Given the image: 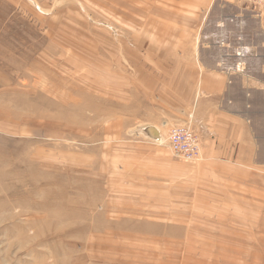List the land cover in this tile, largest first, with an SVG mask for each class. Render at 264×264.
I'll return each mask as SVG.
<instances>
[{
	"label": "rangeland",
	"instance_id": "1",
	"mask_svg": "<svg viewBox=\"0 0 264 264\" xmlns=\"http://www.w3.org/2000/svg\"><path fill=\"white\" fill-rule=\"evenodd\" d=\"M235 16L263 40L264 5L235 0H0V264H264V166L166 142L174 67L224 19L236 46Z\"/></svg>",
	"mask_w": 264,
	"mask_h": 264
},
{
	"label": "crops",
	"instance_id": "2",
	"mask_svg": "<svg viewBox=\"0 0 264 264\" xmlns=\"http://www.w3.org/2000/svg\"><path fill=\"white\" fill-rule=\"evenodd\" d=\"M259 22V25L257 21H252V24L262 28L263 40L255 42L261 34L252 33L254 29L251 27L248 31H251L254 41L247 45L243 39L247 29L245 19L232 17L231 26L236 25L232 28V45L236 46H231V35L223 29L226 24L224 19L223 23L216 24L217 36H206L216 39L214 46L208 44L201 47L199 58L196 51L188 48L186 64L180 62L174 67L194 73H189L188 79H181L178 92L186 93L188 97L181 102L173 100L170 117L178 116L179 110L187 120L193 116L192 130L194 127L202 142L203 164L214 167L217 171L214 174H225L229 167L264 166V60L257 61L264 53V21L261 19ZM169 53L178 54L175 48ZM254 64L260 71L257 79L252 73L256 68ZM198 70L201 72L198 73L199 78ZM251 83L254 88L248 89L253 91V98L247 89ZM189 110L192 116H189ZM185 120L182 122L187 125ZM148 127L146 138L158 139L160 130L151 124L144 126ZM206 173L210 175L209 171Z\"/></svg>",
	"mask_w": 264,
	"mask_h": 264
},
{
	"label": "built area",
	"instance_id": "3",
	"mask_svg": "<svg viewBox=\"0 0 264 264\" xmlns=\"http://www.w3.org/2000/svg\"><path fill=\"white\" fill-rule=\"evenodd\" d=\"M245 6V10L261 9L264 0H235ZM252 8V9H251ZM166 142L172 152L190 164L198 163L201 160L202 149L198 138L190 127L183 125L169 131Z\"/></svg>",
	"mask_w": 264,
	"mask_h": 264
},
{
	"label": "water",
	"instance_id": "4",
	"mask_svg": "<svg viewBox=\"0 0 264 264\" xmlns=\"http://www.w3.org/2000/svg\"><path fill=\"white\" fill-rule=\"evenodd\" d=\"M148 130V129H147ZM153 137H155L156 138V136H153Z\"/></svg>",
	"mask_w": 264,
	"mask_h": 264
},
{
	"label": "bare ground",
	"instance_id": "5",
	"mask_svg": "<svg viewBox=\"0 0 264 264\" xmlns=\"http://www.w3.org/2000/svg\"><path fill=\"white\" fill-rule=\"evenodd\" d=\"M161 137V136H160ZM158 140H160V139H158Z\"/></svg>",
	"mask_w": 264,
	"mask_h": 264
}]
</instances>
